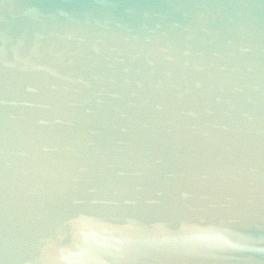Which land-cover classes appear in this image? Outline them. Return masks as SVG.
<instances>
[{"label": "water", "instance_id": "1", "mask_svg": "<svg viewBox=\"0 0 264 264\" xmlns=\"http://www.w3.org/2000/svg\"><path fill=\"white\" fill-rule=\"evenodd\" d=\"M0 264H264V0H0Z\"/></svg>", "mask_w": 264, "mask_h": 264}]
</instances>
